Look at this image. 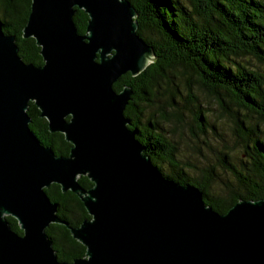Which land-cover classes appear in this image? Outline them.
I'll return each instance as SVG.
<instances>
[{
  "label": "water",
  "instance_id": "obj_1",
  "mask_svg": "<svg viewBox=\"0 0 264 264\" xmlns=\"http://www.w3.org/2000/svg\"><path fill=\"white\" fill-rule=\"evenodd\" d=\"M76 9L87 15L83 34ZM136 18L127 0H31L22 38L40 48L39 66L19 57L0 23V264H264V200L217 213L199 189L159 174L128 128L133 92L113 85L154 60ZM29 103L68 155L38 141ZM51 184L76 195L89 219L61 220L44 191ZM51 224L69 230L83 258L58 259Z\"/></svg>",
  "mask_w": 264,
  "mask_h": 264
},
{
  "label": "trees",
  "instance_id": "obj_2",
  "mask_svg": "<svg viewBox=\"0 0 264 264\" xmlns=\"http://www.w3.org/2000/svg\"><path fill=\"white\" fill-rule=\"evenodd\" d=\"M127 1L137 12V34L153 49L154 60L136 77L123 75L113 88L119 92L127 86L133 92L124 114L143 154L163 177L199 189L205 204L219 214L238 200H264V0ZM30 5L31 0H0V23L4 34L15 37L19 57L39 66L40 48L34 39L22 38ZM73 23L83 34L87 15L76 9ZM192 79L229 121L231 138L217 143L221 146L217 155L218 165L233 184L221 183L213 166L190 176V165L178 158L175 144L162 128L163 123L177 128L183 121L182 109H188L201 138L194 133L195 139L211 148L209 131L215 128L194 94ZM27 115L42 145L56 155H68L70 145L62 134L49 132L33 103L28 104ZM78 182L84 189L92 186L86 177ZM214 184L221 185L222 193L210 194ZM44 191L57 204V216L71 227L89 219L73 193H62L55 184ZM7 219L21 234L16 221ZM45 231L60 261L84 257L85 247L72 239L65 226L51 224Z\"/></svg>",
  "mask_w": 264,
  "mask_h": 264
},
{
  "label": "rangeland",
  "instance_id": "obj_3",
  "mask_svg": "<svg viewBox=\"0 0 264 264\" xmlns=\"http://www.w3.org/2000/svg\"><path fill=\"white\" fill-rule=\"evenodd\" d=\"M195 82L196 81L194 79L191 80L194 94L198 97L201 108L208 112L209 124L215 128V131H213V129H210L209 131V138L211 139L209 144L211 148H208L200 142L201 138L198 136L199 133H196L198 130L195 128L193 129L191 124L193 118L192 112L188 111V109H182L183 121L177 128H175L172 123H163L162 128L165 135L168 136V138H170L175 144L178 150V158L182 161H187V164L195 167H187L190 176H194L195 173L201 171L202 169L213 166L214 174L218 180L220 179V182L222 181L228 185L233 184L234 181L232 177L229 174H226L220 165H218L219 162L217 155V152L221 151V146L217 145V143L221 144L225 139L229 140L231 138L229 121L221 116V112L215 105L213 99L208 97V94L200 89ZM184 91L183 94L186 96ZM144 114L145 116L147 115V113ZM194 133L200 138L199 141L195 139ZM219 185H212L210 194L215 196L222 193V187Z\"/></svg>",
  "mask_w": 264,
  "mask_h": 264
}]
</instances>
